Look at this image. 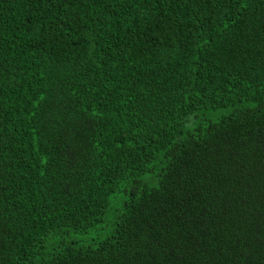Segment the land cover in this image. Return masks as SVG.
<instances>
[{
    "label": "trees",
    "instance_id": "1",
    "mask_svg": "<svg viewBox=\"0 0 264 264\" xmlns=\"http://www.w3.org/2000/svg\"><path fill=\"white\" fill-rule=\"evenodd\" d=\"M0 264H264V0H0Z\"/></svg>",
    "mask_w": 264,
    "mask_h": 264
},
{
    "label": "rangeland",
    "instance_id": "2",
    "mask_svg": "<svg viewBox=\"0 0 264 264\" xmlns=\"http://www.w3.org/2000/svg\"><path fill=\"white\" fill-rule=\"evenodd\" d=\"M227 113H228V111L225 109H217V110H214L212 112L206 110V111L200 112L199 114L201 115L202 118H205V119H209V117L212 119H216L217 117L224 115V114H227ZM96 228H93V229H96ZM109 230H110V228L106 227L104 230H100V231L91 230L85 234H82L79 232H77V233L72 232V234L69 236V238H72V239H75L78 241H82L85 243H93L96 240L103 239L108 234Z\"/></svg>",
    "mask_w": 264,
    "mask_h": 264
}]
</instances>
